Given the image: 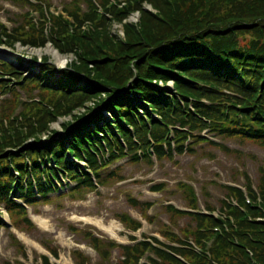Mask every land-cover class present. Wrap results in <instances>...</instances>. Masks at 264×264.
I'll return each mask as SVG.
<instances>
[{"label": "trees", "instance_id": "16d2710c", "mask_svg": "<svg viewBox=\"0 0 264 264\" xmlns=\"http://www.w3.org/2000/svg\"><path fill=\"white\" fill-rule=\"evenodd\" d=\"M5 1L31 12L10 20L11 29L0 23V46L15 51L16 45L51 44L74 57L65 70L46 57L30 69L22 57L17 64L0 58V205L15 229H34L26 207L50 204V195L65 191L60 178L75 184L61 194L79 197L117 179L119 168L101 173L126 158L153 166L152 159L193 156L203 145L235 153L215 139L264 150V0H71L58 14L42 0ZM134 13L139 22L124 23ZM113 25L123 27V39L111 34ZM17 90L30 101L21 103ZM63 118L69 121L60 136L51 126ZM44 136L49 141L40 145ZM242 174V188L219 186L224 197L217 215L209 204L211 215L194 212V190L178 184L190 211L165 207L170 225L160 226L161 240L119 246L82 235L103 261L119 249L115 264H139L145 254H152L146 264H264V166L255 187ZM129 202L143 214L152 206ZM181 218L190 223L176 233ZM117 220L131 230L140 226L126 215ZM73 257L76 264L88 262L80 252Z\"/></svg>", "mask_w": 264, "mask_h": 264}, {"label": "rangeland", "instance_id": "374dc122", "mask_svg": "<svg viewBox=\"0 0 264 264\" xmlns=\"http://www.w3.org/2000/svg\"><path fill=\"white\" fill-rule=\"evenodd\" d=\"M42 1L50 5L51 13L58 14L61 13L63 4L71 0ZM85 7L82 4V8L85 9ZM146 9L150 10V7ZM25 12H31V9L25 5H15L0 0V23L8 29L14 25L10 20L19 21ZM38 18V15L34 13L33 19L38 20ZM138 22L139 16L134 13L124 23L137 24ZM111 34L123 39V27L113 25ZM20 57L24 58L26 69L35 67V64L32 63L35 59L41 61L46 57L49 58L50 64L57 69L65 70L70 61L74 59L72 55L57 52L51 44L40 48L16 45L15 51L6 46H0L1 59L17 64ZM168 86L171 87V84L169 83ZM17 91L21 103L30 101L24 91ZM32 96L34 100H37L36 93H33ZM4 99L5 97L0 95V104ZM19 110H21L20 106L17 107L16 113ZM78 112L82 113L83 110H78ZM104 114L109 118L108 113ZM59 120L51 126V130L63 136L62 124L69 119ZM48 141L49 139L44 136L40 145ZM215 141L237 154L226 153L220 149L203 145L195 148L196 155L193 156L175 155L172 161L163 160L160 163L152 159L153 166H149L146 162H130L129 158H126L102 171L101 176L105 177L119 168L118 178L111 180L108 185H104L97 191H85L82 196L72 197L61 194L68 192L65 190L60 193L61 195L58 193L50 195L52 199L50 204L40 203L37 206L28 207V217L35 226L33 230L19 232L14 231L10 226L0 229V264H41L43 257L50 258V264H75L72 256L74 251L81 252L87 258L88 264H115L121 258L119 249H113L109 259L103 261L82 234H91L102 240H112L122 246L129 245L130 238L135 235L117 220L118 216L128 215L132 220L141 224L142 237L159 238L160 226L170 225V215L165 211V206L172 205L179 210H186L188 207V202L184 199L178 186L180 183L192 187L197 196L200 210L204 208V204H209L217 211L220 207V200L224 197V192L219 186L241 187L244 183L242 173L249 177L253 187L258 184L259 167L264 166V150L250 142L222 139H215ZM40 145L37 144V146ZM119 177L122 179L120 180ZM64 183L69 185V188L75 186V184H69L66 178H64ZM161 184L165 186L163 191L157 193L152 190L153 187ZM130 199L142 205L146 203L153 205L145 213L146 217L140 210L141 208L133 207L130 204ZM3 212V207H0L2 219L8 223ZM97 222L102 227H98ZM189 223L187 218L177 219L176 225L172 229L177 233L179 228H183ZM112 225L114 233L110 232ZM70 228L79 231V233L72 232ZM12 233L24 246L26 257L20 254L12 244L10 237ZM136 237L141 238L140 235ZM41 242L48 243L51 248H55L58 251V259H53L41 246Z\"/></svg>", "mask_w": 264, "mask_h": 264}, {"label": "bare ground", "instance_id": "6f19581e", "mask_svg": "<svg viewBox=\"0 0 264 264\" xmlns=\"http://www.w3.org/2000/svg\"><path fill=\"white\" fill-rule=\"evenodd\" d=\"M41 225H42V224H41ZM96 225H97L98 227H102L101 224L98 223V222L96 223ZM42 226H43V225H42ZM108 231H109V229H108ZM110 232H111V233H114V226H113V225L110 226Z\"/></svg>", "mask_w": 264, "mask_h": 264}]
</instances>
